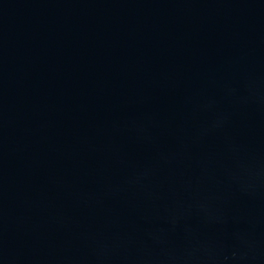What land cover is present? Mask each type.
<instances>
[{
	"label": "water",
	"instance_id": "water-1",
	"mask_svg": "<svg viewBox=\"0 0 264 264\" xmlns=\"http://www.w3.org/2000/svg\"><path fill=\"white\" fill-rule=\"evenodd\" d=\"M0 264H264V0H0Z\"/></svg>",
	"mask_w": 264,
	"mask_h": 264
}]
</instances>
